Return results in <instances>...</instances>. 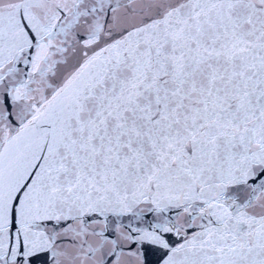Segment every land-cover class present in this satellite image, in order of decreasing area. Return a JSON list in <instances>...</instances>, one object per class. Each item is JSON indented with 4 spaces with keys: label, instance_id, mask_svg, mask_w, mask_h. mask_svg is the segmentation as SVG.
Listing matches in <instances>:
<instances>
[{
    "label": "snow or ice",
    "instance_id": "1",
    "mask_svg": "<svg viewBox=\"0 0 264 264\" xmlns=\"http://www.w3.org/2000/svg\"><path fill=\"white\" fill-rule=\"evenodd\" d=\"M0 264H264V0H0Z\"/></svg>",
    "mask_w": 264,
    "mask_h": 264
}]
</instances>
